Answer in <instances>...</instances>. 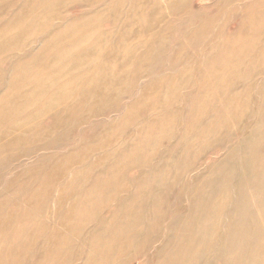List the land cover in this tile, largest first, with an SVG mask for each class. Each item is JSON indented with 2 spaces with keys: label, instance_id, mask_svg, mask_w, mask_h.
<instances>
[{
  "label": "rangeland",
  "instance_id": "rangeland-1",
  "mask_svg": "<svg viewBox=\"0 0 264 264\" xmlns=\"http://www.w3.org/2000/svg\"><path fill=\"white\" fill-rule=\"evenodd\" d=\"M54 1L0 0V6L2 5L0 7V11H2L0 12V46L4 42L7 44L14 39L3 38L2 35L7 32L5 26L11 20L17 23V21H13L15 20L14 16L17 17L24 10L26 15H32H30L32 19L30 17L18 20L14 27H17L15 30H19V28L29 30L28 32L33 37L19 38L17 47L15 44L11 49L0 54V112H8V115L0 113L2 116V120L0 117V127L4 128H0V137H2V142H0V241L1 244L3 243L0 250L4 246L3 251H0V261H2L0 263L18 264L20 261L19 264H60L62 262V264H70V262L72 264H264V0ZM59 1H61L60 4ZM33 2L35 3L33 4ZM51 2L57 6L55 5L54 8ZM31 4L36 7L34 6L33 9ZM145 5L146 7H144ZM28 7L31 8L29 14L27 12L30 8L28 9ZM153 7L157 9L155 8V10ZM41 10L42 12H40ZM38 11L41 15H37ZM137 11L138 13H136ZM49 13L52 16H48ZM36 15L40 16L39 19ZM146 18L149 19L146 20ZM210 21L211 23H208ZM31 22L34 28L32 25H27ZM217 23L219 24L217 25ZM181 28L183 29L181 30ZM88 32L90 33L88 34ZM256 32L257 34H255ZM52 34L53 37H50ZM191 36H193L192 39ZM50 38L49 43L47 41ZM14 40L16 41V38ZM51 42L58 46L52 45ZM94 42L95 44H93ZM221 44H225V48ZM22 46L26 47L20 51ZM27 46H30V49ZM57 50L63 54L60 55ZM53 53L55 55H52ZM228 57L235 58L230 60ZM206 58L208 59L206 60ZM236 58L239 61L235 60ZM125 59L127 60L125 61ZM107 61L108 63H106ZM64 62L67 64H63ZM205 65L206 67H204ZM98 67L100 68L98 69ZM58 68L60 69L58 70ZM88 68L89 70L85 73V69ZM152 69L153 71H151ZM209 70L212 71L211 75L207 73ZM65 71L66 73H64ZM102 73L104 75H101ZM228 73L229 75H227ZM74 74L76 77L73 76ZM201 74L205 77H203V81ZM59 75L63 76L67 83ZM141 75L142 78L139 77ZM220 75L222 77H219ZM69 77L70 80H68ZM81 77L82 79H80ZM202 82H206L205 85ZM198 83L202 86H199ZM63 86L64 88H62ZM97 87H100L98 95L94 92H98ZM41 89H43V93L39 92ZM90 89L91 91H89ZM107 89L109 90L107 91ZM21 93H23L24 97L21 95L23 98L20 96ZM48 93L51 94L50 97ZM189 95L192 98H189ZM51 96H54L53 99ZM209 96L212 98L215 96V98L210 99ZM43 97L44 100H42ZM45 97L46 103H44ZM77 98L78 100H76ZM184 101L186 104L183 103ZM203 101L205 103H202ZM39 102L45 107L40 106ZM189 103L194 105L193 108ZM88 104L89 106H87ZM233 105L234 107H232ZM39 106L44 109H38ZM35 107L37 110H34ZM86 107L89 109L87 110ZM186 107L189 111H186ZM64 110H71V112ZM84 110L86 111L84 112ZM29 111L33 115H30L32 113ZM67 112L68 116L66 117ZM22 114L24 115L22 116ZM184 115H189V117H184ZM192 116L196 118H192ZM24 117L32 118L26 122L27 119ZM185 118L187 120L184 124ZM4 119L9 120L5 122ZM148 119L150 120L148 121ZM21 120L24 122L23 124H20ZM9 123L10 125L7 126ZM27 124L29 125L27 126ZM150 124H153V127ZM21 126L25 129L29 128L26 130L27 133L24 131L17 134L19 132L16 130ZM51 127H54L53 130ZM188 129L189 131H187ZM42 132L44 133L42 134ZM134 136L136 140L132 139ZM7 140L9 143L6 142ZM17 142L18 145L14 144ZM100 145H103V148ZM32 149L36 150L33 152ZM115 149L118 150L115 151ZM22 152L23 154H20ZM83 156L87 159L81 158ZM28 157L29 159H27ZM71 161L74 163L71 164ZM75 169L76 171H74ZM119 183L120 185H117ZM6 187L7 190H5ZM66 187L70 190L68 191ZM73 189L75 190L73 191ZM115 189L117 190L115 191ZM64 190H67V193ZM61 193L64 194L60 195ZM78 193H81L79 197ZM63 196L64 198H62ZM111 197L114 199L112 200ZM14 201L16 204L13 203ZM28 206L30 207L28 208ZM9 207H12V210L9 209L11 211L8 210ZM58 212L59 215H57ZM61 215L63 217H60ZM5 216L7 217L5 218ZM25 218L28 219V223L25 222L26 220L23 221ZM4 219L8 221H4ZM74 226L75 228H73ZM80 228L81 231H78ZM73 231H77V234ZM12 241L15 243L12 244ZM118 241L120 244H117ZM126 241L129 242V245ZM94 242H97L98 245ZM113 243L115 244L113 245ZM97 246L99 249H95ZM59 247L62 248L59 249ZM8 254L11 257L8 258ZM105 255H107V260Z\"/></svg>",
  "mask_w": 264,
  "mask_h": 264
},
{
  "label": "bare ground",
  "instance_id": "bare-ground-1",
  "mask_svg": "<svg viewBox=\"0 0 264 264\" xmlns=\"http://www.w3.org/2000/svg\"><path fill=\"white\" fill-rule=\"evenodd\" d=\"M23 1H24V0H23ZM26 1H27V0H26ZM30 1H31V0H30ZM36 1H37V0H36ZM41 1H42V0H41ZM43 1L45 2V0H43ZM135 1H136V0H135ZM135 1H134V2H135ZM142 1H143V0H142ZM163 1H164V0H163ZM192 1H193V0H192ZM200 1H201V0H200ZM208 1H209V0H208ZM208 1H207V2H208ZM53 2H55V1L53 0ZM60 2H61V1H59V4H60ZM140 2H141V1H140ZM140 2H139V3H140ZM169 2H170V1H169ZM172 2H173V1H172ZM174 2H175V1H174ZM0 3H1V2H0ZM7 3H8V2H7ZM28 3H29V2H28ZM28 3H26V4L28 5ZM34 3H35V2H33V4H34ZM36 3H37V2H36ZM40 3H41V2H40ZM40 3H39V4H40ZM49 3H50V2H49ZM51 3H52V2H51ZM52 4H53V3H52ZM64 4H66V3H64ZM18 5H19V4H18ZM31 5H32V4H31ZM36 5H38V4H36ZM41 5H43V3H41ZM48 5H50V4H48ZM55 5H56V4H55ZM55 5L53 4L54 8H55ZM126 5H127V4H126ZM126 5H125V6H126ZM134 5H135V4H134ZM167 5H168V4H167ZM207 5H208V4H207ZM1 6H2V5H1ZM1 6H0V7H1ZM8 6H9V5H8ZM34 6H35V5H34ZM34 6L32 5V8H33ZM39 6H40V5H39ZM45 6H46V5H45ZM56 6H57V5H56ZM82 6H83V5H82ZM193 6H194V5H193ZM202 6H203V5H202ZM205 6H206V5H205ZM17 7H19V6H17ZM17 7H15V8H17ZM21 7H22V6H21ZM25 7H26V6H25ZM35 7H36V6H35ZM132 7H134V6H132ZM144 7H146V5H145ZM6 8H7V7H6ZM6 8H5V9H6ZM29 8H30V7H28V9H29ZM153 8H154V7H153ZM155 8H156V7H155ZM155 8H154V9H155ZM191 8H192V6H191ZM199 8H200V7H199ZM1 9H2V8H1ZM22 9H23V8H22ZM24 9H25V8H24ZM33 9H34V8H33ZM40 9H41V8H40ZM51 9H52V8H51ZM132 9H133V8H132ZM140 9H141V8H140ZM151 9H152V8H151ZM156 9H157V8H156ZM156 9H155V10H156ZM229 9H230V8H229ZM229 9H228V10H229ZM257 9H258V8H257ZM30 10H31V8H30L29 11L27 12L28 14L31 13ZM35 10H37V9H35ZM135 10H136V9H135ZM138 10H139V9H138ZM142 10H143V9H142ZM155 10H154V11H155ZM194 10H195V8H194ZM198 10H199V9H198ZM258 10H259V9H258ZM12 11H13V10H12ZM24 11H25V10H24ZM24 11H23V12L21 11V13H20V12H17V13H20V14H19V15L17 14V15H18L17 17L14 16V17H15V18H14L15 20H13V21H17V23H18V20H25L26 18H30V17L32 16L31 14H30L31 16H30V15H29V16L26 15V14L24 13ZM0 12H2V11H0ZM38 12H39V11H38ZM40 12H42V10H41ZM40 12H39V14H37V15H41ZM43 12H44V6H43ZM48 12H49V11H48ZM150 12H151V10H150ZM152 12H153V11H152ZM188 12H189V11H188ZM11 13H12V12H11ZM132 13H134V12L132 11ZM136 13H138V11H137ZM157 13H158V12H157ZM190 13H191V12H190ZM0 14H1V13H0ZM7 14H8V12H7ZM33 14H34V13H33ZM134 14H135V13H134ZM196 14H197V13H196ZM201 14H202V13H201ZM232 14H234V13H232ZM15 15H16V13H15ZM37 15H36V17H37ZM56 15H57V14H56ZM93 15H94V14H93ZM143 15H144V14H143ZM10 16H11V15H10ZM34 16H35V15H34ZM48 16H52V14L50 15V13H49ZM79 16H80V15H79ZM131 16H132V15H131ZM146 16H147V14H146ZM195 16H196V15H195ZM215 16H216V15H215ZM231 16H232V15H231ZM39 17H40V16H38L37 18L39 19ZM44 17L46 18V15H44ZM90 17H91V16H90ZM144 17H145V16H144ZM189 17H190V16H189ZM193 17H194V16H193ZM193 17H192V18H193ZM209 17H210V16H209ZM213 17H214V16H213ZM220 17H221V16H220ZM45 18H43V19L46 20ZM48 18H49V17H48ZM86 18H87V17H86ZM141 18H142V17H141ZM31 19H32V17H31ZM35 19H36V18H35ZM43 19H42V20H43ZM55 19H57V17H55ZM70 19H71V18H70ZM87 19H88V18H87ZM147 19H149V18H146V20H147ZM151 19H152V17H151ZM151 19H150V20H151ZM157 19H158V17H157ZM196 19H197V18H196ZM206 19H207V18H206ZM211 19H212V18H211ZM213 19H214V18H213ZM33 20H34V19H33ZM33 20H32V21H33ZM48 20H49V19H48ZM136 20H137V19H136ZM139 20H140V19H139ZM172 20H173V18H172ZM221 20H222V19H221ZM248 20H249V19H248ZM30 21H31V20L29 19V23H30ZM34 21H36V20H34ZM57 21H58V20H57ZM154 21H155V19H154ZM174 21H175V20H174ZM176 21H178V20H176ZM180 21H181V20H180ZM180 21H179V23H180ZM194 21H195V20H194ZM194 21H193V22H194ZM10 22H12V20H11ZM10 22L7 23V25L5 24L6 22L4 23V24L6 25V26H5V27H6L5 29H7V32H6L5 34H3L2 36H3V38H9V39H11V38H14V39H15V38H16V41L13 39L12 41L8 42V41H9V40H8L7 42H8V43H11V44H8V43L6 44V43L3 41L4 44L0 46V54H1V52H3V51L5 52V51H7L8 49H11L15 44H16L15 46L17 47V40H18L19 38H33V37L31 36V33L28 32L29 30L27 31L26 29H20V28H19V30H18V29L15 30L17 27L15 28L14 26H15V24H17V23H16V22H12V23H10ZM25 22H26V21H25ZM39 22H40V21H39ZM42 22H44V21H42ZM42 22H41V23H42ZM46 22H47V21H46ZM246 22H247V21H246ZM20 23H21V22H20ZM23 23H24V22H23ZM33 23H34V22H33ZM37 23H38V22H37ZM37 23H36V24H37ZM146 23H147V22H146ZM174 23H176V22H174ZM208 23H211V21L208 22ZM4 24H3V25H4ZM185 24H186V23H185ZM191 24H192V23H191ZM191 24H190V25H191ZM194 24H195V23H194ZM218 24H219V23H217V25H218ZM18 25H19V24H18ZM21 25H22V24H21ZM24 25H25V24H24ZM27 25H32V22H31V24H27ZM38 25H39V23H38ZM61 25H62V24H61ZM133 25H134V24H133ZM196 25H197V24H196ZM253 25H254V24H253ZM25 26H26V25H25ZM32 26H33V25H32ZM35 26H37V25H35ZM40 26H42V25H40ZM52 26H53V24H52ZM116 26H117V25H116ZM127 26H128V25H127ZM141 26H142V25H141ZM156 26H157V25H156ZM205 26H206V25H205ZM205 26H204V27H205ZM215 26H216V25H215ZM249 26H250V25H249ZM18 27H20V26H18ZM136 27H137V26H136ZM145 27H146V26H145ZM192 27H193V26H192ZM194 27H195V26H194ZM207 27H208V25H207ZM252 27H253V26H252ZM252 27H250V28H252ZM33 28H34V26H33ZM33 28H29V29H33ZM35 28H37V27H35ZM40 28H41V27H40ZM58 28H59V26H58ZM152 28H153V27H152ZM154 28H155V27H154ZM169 28H170V27H169ZM214 28H215V27H214ZM247 28H249V27H247ZM27 29H28V27H27ZM38 29H39V28H38ZM161 29H162V28H161ZM182 29H183V28H181V30H182ZM204 29H205V28H204ZM3 30H4V28H3ZM3 30H2V31H3ZM35 30H36V29H35ZM73 30H74V29H73ZM134 30H135V29H134ZM139 30H140V29H139ZM141 30H142V28H141ZM144 30H145V29H144ZM158 30H159V29H158ZM162 30H163V29H162ZM186 30H187V29H186ZM201 30H202V28H201ZM212 30H213V28H212ZM220 30H221V29H220ZM5 31H6V30H5ZM64 31H65V30H64ZM136 31H137V30H136ZM197 31H198V30H197ZM197 31H196V32H197ZM228 31H229V30H228ZM32 32H33V31H32ZM34 32H35V31H34ZM93 32H94V31H93ZM131 32H132V31H131ZM133 32H134V31H133ZM143 32H144V31H143ZM147 32H148V31H147ZM160 32H161V31H160ZM164 32H165V31H164ZM201 32H202V31H201ZM226 32H227V31H226ZM234 32H235V31H234ZM234 32H233V33H234ZM56 33H57V32H56ZM89 33H90V32H88V34H89ZM126 33H127V32H126ZM139 33H140V31H139ZM183 33H184V31H183ZM186 33H187V32H186ZM199 33H200V32H199ZM203 33H204V32H203ZM212 33H213V32H212ZM220 33H221V32H220ZM227 33H228V32H227ZM247 33H248V32H247ZM33 34H34V33H33ZM48 34H49V33H48ZM53 34H55V33H53ZM53 34H52V36L50 35V37H53ZM76 34H77V33H76ZM171 34H172V33H171ZM196 34H197V33H196ZM196 34H195V35H196ZM222 34H223V33H222ZM225 34H226V33H225ZM249 34H250V33H249ZM255 34H257V32H256ZM55 35H56V34H55ZM55 35H54V36H55ZM60 35L62 36V34H60ZM131 35H132V34H131ZM131 35H130V37H131ZM173 35H174V33H173ZM176 35H177V34H176ZM178 35H179V34H178ZM199 35H200V34H199ZM233 35H234V34H233ZM250 35H251V34H250ZM2 36H1V37H2ZM58 36H59V35H58ZM100 36H101V35H100ZM196 36H197V35H196ZM196 36H195V37H196ZM204 36H205V35H204ZM211 36H212V35H211ZM215 36H216V35H215ZM220 36H221V35H220ZM225 36H226V35H225ZM246 36H247V35H246ZM253 36H254V35H253ZM56 37H57V36H56ZM62 37H63V36H62ZM105 37H106V36H105ZM133 37H135V36H133ZM137 37H138V36H137ZM150 37H151V36H150ZM174 37H175V36H174ZM177 37H178V36H177ZM192 37H193V36H191V39H192ZM197 37H198V36H197ZM209 37H210V36H209ZM231 37H232V36H231ZM231 37H229V38H231ZM235 37H236V36H235ZM57 38H58V37H57ZM63 38H64V37H63ZM77 38H78V37H77ZM80 38H82V37H80ZM85 38H86V37H85ZM106 38H107V37H106ZM169 38H170V36H169ZM172 38H173V37H172ZM175 38H176V37H175ZM233 38H234V37H233ZM252 38H253V37H252ZM38 39H39V38H38ZM40 39L42 40V38H40ZM98 39H99V38H98ZM201 39H202V38H201ZM50 40H51V38H50L49 41H47V42L50 43ZM53 40H54V39H53ZM53 40H52V42H54ZM101 40H102V39H101ZM140 40H141V39H140ZM199 40H200V39H199ZM199 40H198V41H199ZM230 40H231V39H230ZM207 41H208V39H207ZM3 42H2V43H3ZM12 42H13V43H12ZM52 42H51V43H52ZM56 42H57V41H56ZM194 42H196V41H194ZM201 42H202V41H201ZM2 43H1V44H2ZM32 43H33V42H32ZM75 43H76V42H75ZM196 43H197V42H196ZM205 43H206V42H205ZM215 43H216V42H215ZM230 43H231V41H230ZM19 44H20V43H19ZM25 44H26V43H25ZM30 44H31V43H30ZM45 44H46V43H45ZM55 44H56V43H55ZM55 44L52 43V45H55ZM71 44H73V43H71ZM93 44H95V42H94ZM110 44H111V43H110ZM110 44H109V45H110ZM197 44H198V43H197ZM213 44H214V43H213ZM22 45H23V44H22ZM37 45H38V44H37ZM56 45H57V44H56ZM79 45H80V44H79ZM199 45H200V44H199ZM202 45H203V44H202ZM211 45H212V43H211ZM222 45H223V44H221V46H222ZM224 45H225V44H224ZM224 45H223V47H224ZM230 45H231V44H230ZM230 45H229V47H230ZM57 46H58V45H57ZM82 46H83V45H82ZM87 46H88V45H87ZM92 46H93V45H92ZM92 46H91V47H92ZM24 47H26V46H22V49H21L20 51H23V50H24V49H23ZM27 47L29 48L30 46H27ZM36 47H37V46H36ZM48 47H49V46H48ZM72 47H73V46H72ZM79 47H80V46H79ZM91 47H90V48H91ZM129 47H130V46H129ZM138 47H139V46H138ZM20 48H21V45H20ZM20 48L18 47V49H20ZM69 48H70V47H69ZM117 48H118V47H117ZM159 48H161V47H159ZM190 48H191V47H190ZM198 48H199V47H198ZM198 48H197V49H198ZM224 48H225V47H224ZM29 49H30V48H29ZM29 49H28V50H29ZM31 49H32V47H31ZM67 49H68V48H67ZM71 49H72V48H71ZM71 49H70V50H71ZM86 49H87V47H86ZM92 49H93V48H92ZM167 49H168V48H167ZM195 49H196V48H195ZM62 50H64V49H62ZM73 50L76 51L75 49H73ZM82 50H84V49H82ZM87 50H88V49H87ZM94 50H95V48H94ZM100 50H101V48H100ZM144 50H145V49H144ZM144 50H143V51H144ZM147 50H148V49H147ZM212 50H213V49H212ZM216 50H217V49H216ZM50 51H51V50H50ZM57 51H58V50H57ZM59 51H60V49H59ZM59 51H58V53L61 55L62 52L60 53ZM80 51H81V50H80ZM210 51H211V50H210ZM218 51H219V50H218ZM84 52H85V51H84ZM86 52H87V51H86ZM140 52H141V51H140ZM140 52H139V53H140ZM145 52H146V50H145ZM221 52H222V51H221ZM55 53L57 54V52H55ZM103 53H105V52L103 51ZM103 53H102V55H103ZM186 53H187V52H186ZM188 53H189V52H188ZM188 53H187V54H188ZM197 53H198V52H197ZM203 53H204V52H203ZM229 53H230V52H229ZM62 54H63V53H62ZM81 54H82V53H81ZM84 54H85V53H84ZM84 54H82V55H84ZM100 54H101V53H100ZM111 54H113V53H111ZM111 54H110V55H111ZM142 54H143V53H142ZM190 54H191V53H190ZM214 54H215V53H214ZM52 55H55V54L53 53ZM52 55H51V56H52ZM87 55H88V54H87ZM168 55H169V53H168ZM193 55H194V54H193ZM207 55H208V54H207ZM211 55H212V54H211ZM211 55H210V56H211ZM80 56H81V55H80ZM80 56H79V57H80ZM89 56H90V55H89ZM116 56H117V55H116ZM118 56H119V55H118ZM118 56H117V57H118ZM140 56H141V55H140ZM173 56H174V55H173ZM214 56H215V55H214ZM214 56H213V57H214ZM8 57H9V56H8ZM59 57H60V56H59ZM97 57H98V55H97ZM180 57H182V56H180ZM184 57H185V56H184ZM184 57H183V58H184ZM186 57H187V56H186ZM197 57H198V56H197ZM200 57H201V56H200ZM200 57H199V58H200ZM205 57H206V55H205ZM213 57H212V58H213ZM231 57H232V56H231ZM61 58H62V57H61ZM76 58H77V57H76ZM82 58H83V57H82ZM107 58H108V57H107ZM128 58H129V57H128ZM190 58H191V57H190ZM228 58L230 59V57H228ZM234 58H235V57H234ZM234 58H231L230 60H232V59H234ZM237 58H238V57H237ZM237 58H236L235 60H238V59H239V58H238V59H237ZM1 59H2V58H1ZM77 59H78V58H77ZM83 59H84V58H83ZM85 59H86V58H85ZM110 59H112V58H110ZM164 59H165V58H164ZM174 59H175V58H174ZM184 59H186V58H184ZM188 59H189V58H188ZM192 59H193V58H192ZM207 59H208V58H206V60H207ZM70 60H71V58H70ZM80 60H81V59H80ZM115 60H116V59H115ZM126 60H127V59H125V61H126ZM159 60H160V59H159ZM186 60H187V59H186ZM194 60H195V59H194ZM194 60H193V61H194ZM210 60H211V59H210ZM227 60H228V59H227ZM72 61H73V60H72ZM77 61H78V60H77ZM82 61H84V60H82ZM82 61H81V62H82ZM85 61H87V60H85ZM105 61H106V60H105ZM156 61H157V60H156ZM181 61H183V60H181ZM188 61H189V60H188ZM191 61H192V60H191ZM204 61H205V60H204ZM211 61H212V60H211ZM214 61H215V60H214ZM238 61H239V60H238ZM238 61H237V62H238ZM57 62H59V61H57ZM73 62H74V61H73ZM94 62H95V61H94ZM137 62H138V61H137ZM153 62H155V61H153ZM160 62H161V61H160ZM164 62H165V61H164ZM164 62H163V63H164ZM166 62H167V61H166ZM185 62H186V61H185ZM195 62H196V60H195ZM198 62H199V60H198ZM212 62H213V61H212ZM71 63H72V62H71ZM106 63H108V61H107ZM111 63H112V62H111ZM120 63H121V61H120ZM135 63H136V60H135ZM158 63H159V62H158ZM228 63H229V62H228ZM232 63H233V62H232ZM63 64H67V63L64 62ZM74 64H75V62H74ZM81 64H82V63H81ZM83 64H84V63H83ZM87 64H88V63H87ZM139 64H140V63H139ZM150 64H153V63H150ZM201 64H202V63H201ZM207 64H209V63H207ZM207 64H206V65H207ZM211 64H212V63H211ZM235 64H236V63H235ZM71 65H72V64H71ZM85 65H86V64H85ZM120 65H121V64H120ZM132 65H133V64H132ZM135 65H136V64H135ZM156 65H157V64H156ZM159 65H160V64H159ZM166 65H167V64H166ZM184 65H185V64H184ZM206 65H205L204 67H206ZM209 65H210V64H209ZM209 65H208V66H209ZM229 65L231 66L230 63H229ZM236 65H237V64H236ZM136 66H137V65H136ZM139 66H140V65H139ZM186 66H187V65H186ZM189 66H190V65H189ZM230 66H228V67H230ZM232 66H233V65H232ZM65 67H66V66H65ZM75 67H76V66H75ZM114 67H115V66H114ZM118 67H119V66H118ZM120 67H121V66H120ZM140 67H142V65H141ZM200 67H201V66H200ZM60 68H61V67H60ZM60 68H58V70H59ZM70 68L72 69V67H70ZM70 68H69V69H70ZM99 68H100V67H98V69H99ZM101 68H102V66H101ZM108 68H109V67H108ZM116 68H117V67H116ZM137 68H138V67H137ZM151 68H152V67H151ZM163 68H164V67H163ZM166 68H167V67H166ZM171 68H172V67H171ZM171 68H170V69H171ZM237 68H238V67H237ZM237 68H236V69H237ZM9 69H10V68H9ZM53 69H55V68H53ZM61 69H62V68H61ZM98 69H97V70H98ZM134 69H135V68H134ZM156 69H157V68H156ZM156 69H155V70H156ZM200 69H201V68H200ZM209 69H210V68H209ZM230 69H232V68H230ZM233 69H234V68H233ZM239 69H240V68H239ZM55 70H56V69H55ZM85 70H86L85 73H87V70H89V68H88V69H85ZM97 70H96V71H97ZM139 70H141V69H139ZM149 70H150V69H149ZM176 70H177V69H176ZM176 70H175V71H176ZM206 70H207V68H206ZM1 71H2V70H1ZM4 71H5V70H4ZM56 71H57V70H56ZM66 71H67V69H66ZM66 71H65L64 73H66ZM83 71H84V70H83ZM92 71H93V70H92ZM96 71H95V72H96ZM99 71H100V70H99ZM130 71H131V70H130ZM151 71H153V69H152ZM173 71H174V70H173ZM184 71H185V70H184ZM193 71H195V70H193ZM201 71H202V70H201ZM204 71H205V70H204ZM207 71H208V70H207ZM227 71H228V70H227ZM5 72H6V71H5ZM8 72H9V71H8ZM80 72H82V71H80ZM167 72H168V71H167ZM178 72H179V70H178ZM211 72H212V71H211ZM211 72H210V70H209V72H207V73H210V75H211V74H212ZM62 73H63V72H62ZM67 73L69 74V72H67ZM96 73H97V72H96ZM105 73H106V72H105ZM149 73H151V72L149 71ZM149 73H148V75H149ZM169 73H170V72H169ZM181 73H182V72H181ZM200 73H201V72H200ZM231 73H232V72H231ZM233 73H234V72H233ZM60 74H61V73H60ZM79 74H80V73H79ZM98 74H99V73H98ZM142 74H144V73H142ZM145 74H146V72H145ZM171 74H172V73H171ZM204 74H205V73H204ZM237 74H238V71H237ZM56 75H57V74H56ZM65 75H66V74H65ZM89 75H90V74H89ZM89 75H88V76H89ZM101 75H104V74L102 73ZM106 75H107V73H106ZM108 75H109V74H108ZM110 75H111V74H110ZM210 75H208V76H210ZM214 75H215V74H214ZM218 75H219V74H218ZM227 75H229V73H228ZM227 75H226V76H227ZM232 75H233V74H232ZM57 76H58V75H57ZM57 76H56V77H57ZM60 76H61V75H59V77H60ZM66 76H67V75H66ZM73 76H75V74H74ZM78 76H79V75H78ZM85 76H86V75H85ZM93 76H94V75H93ZM99 76H100V75H99ZM111 76H112V75H111ZM119 76H120V75H119ZM174 76H175V75H174ZM201 76H202V74H201ZM212 76H213V75H212ZM215 76H216V75H215ZM51 77H52V76H51ZM61 77L63 78V76H61ZM61 77H60V78H61ZM75 77H76V76H75ZM82 77H83V76H82ZM82 77H81L80 79H82ZM102 77H103V76H102ZM108 77H109V76H108ZM131 77H132V76H131ZM139 77L142 78V75L139 76ZM190 77H191V76H190ZM203 77H204V76H202V81H203ZM205 77H206V74H205ZM205 77H204V78H205ZM219 77H222V76L220 75ZM227 77H228V76H227ZM235 77H236V75H235ZM235 77H234V79H235ZM49 78H50V77H49ZM65 78H66V77H65ZM73 78H74V77H73ZM83 78H84V77H83ZM94 78H95V76H94ZM94 78H93V79H94ZM96 78H97V77H96ZM141 78H139V79H141ZM153 78H154V77H153ZM166 78H167V77H166ZM181 78H182V77H181ZM183 78H184V77H183ZM191 78H192V77H191ZM210 78H211V77H210ZM212 78H214V77H212ZM215 78H216V77H215ZM224 78H225V77H224ZM237 78H238V76H237ZM50 79H51V78H50ZM56 79H57V78H56ZM58 79H59V78H58ZM90 79H92V78H90ZM100 79H101V78H100ZM114 79H115V77H114ZM117 79H118V77H117ZM130 79H131V78H130ZM139 79H138V81H139ZM151 79H152V78H151ZM206 79H207V78H206ZM229 79H231V78H229ZM63 80H64V78H63ZM68 80H70V77L68 78ZM88 80H89V79H88ZM97 80H98V79H97ZM106 80H107V78H106ZM128 80H129V79H128ZM128 80H127V81H128ZM157 80H158V79H157ZM164 80H165V79H164ZM169 80H171V79H169ZM197 80H198V79H197ZM199 80H200V79H199ZM199 80H198V81H199ZM210 80H212V79H210ZM48 81H51V80H48ZM66 81H67V80H66ZM104 81H105V80H104ZM112 81H113V80H112ZM117 81H118V80H117ZM127 81H126V82H127ZM131 81H132V79H131ZM162 81H163V80H162ZM175 81H176V80H175ZM180 81H181V80H180ZM198 81H197V82H198ZM228 81H229V80H228ZM64 82H65V80H64ZM69 82H70V81H69ZM71 82H72V76H71ZM71 82H70V83H71ZM78 82H79V81H78ZM82 82H83V81H82ZM91 82H92V81H91ZM109 82H110V79H109ZM152 82H153V81H152ZM185 82H186V81H185ZM234 82H235V81H234ZM42 83H43V82H42ZM45 83H46V82H45ZM48 83H49V82H48ZM54 83H55V81H54ZM65 83H67V82H65ZM92 83H93V82H92ZM115 83H116V82H115ZM121 83H122V82H121ZM174 83H175V82H174ZM177 83H179V82H177ZM202 83H203V85H205L206 82H205V83L202 82ZM222 83H223V82H222ZM231 83H232V82H231ZM38 84H39V83H38ZM61 84H62V83H61ZM63 84H64V83H63ZM77 84H78V83H77ZM83 84H84V83H83ZM98 84H99V83H98ZM128 84H129V83H128ZM147 84H148V82H147ZM147 84H146V86H147ZM161 84H162V83H161ZM193 84H194V83H193ZM211 84H212V83H211ZM35 85H36V84H35ZM44 85H47V84H44ZM89 85H91V84H89ZM112 85H113V84H112ZM124 85H125V84H124ZM124 85H123V86H124ZM133 85H134V84H133ZM133 85H132V86H133ZM140 85H141V84H140ZM190 85H191V84H190ZM195 85H196V84H195ZM198 85H199V83H198ZM200 85H201V84H200ZM200 85H199V86H200ZM206 85H207V84H206ZM208 85H210V84H208ZM36 86H38V85H36ZM49 86H50V85H49ZM57 86L59 87L58 84H57ZM60 86H61V85H60ZM91 86H92V85H91ZM91 86H89V87H91ZM96 86H98V85H96ZM106 86H108V85H106ZM123 86H122V87H123ZM142 86H144V85H142ZM146 86H145V87H146ZM178 86H179V85H178ZM183 86H184V85H183ZM192 86H193V85H192ZM201 86H202V85H201ZM216 86H217V85H216ZM223 86H225V85H223ZM256 86H257V85H256ZM41 87H42V86H41ZM81 87H82V86H81ZM92 87H93V86H92ZM110 87H111V86H110ZM112 87H113V86H112ZM127 87H128V86H127ZM139 87H140V86H139ZM168 87H169V85H168ZM175 87H176V86H175ZM257 87L259 88V86H257ZM43 88H44V87H43ZM54 88H55V86H54ZM56 88H57V87H56ZM62 88H64V86H63ZM75 88H76V87H75ZM98 88H100V87H97V90H98ZM106 88H107V87H106ZM163 88H164V87H163ZM195 88H196V87H195ZM205 88H206V87H205ZM212 88H216V87H212ZM47 89H48V88H47ZM82 89H83V88H82ZM111 89H112V88H111ZM154 89H156V88H154ZM186 89H187V88H186ZM200 89H202V88H200ZM216 89H217V88H216ZM220 89H221V88H220ZM36 90H37V89H36ZM66 90H68V89H66ZM95 90H96V89H95ZM108 90H109V89H107V91H108ZM112 90H114V89H112ZM143 90H144V89H143ZM192 90H193V89H192ZM211 90H212V89H211ZM224 90H225V89H224ZM224 90H223V91H224ZM42 91H43V89H41V91H39V92L43 93ZM46 91H47V90H46ZM73 91H74V89H73ZM83 91H84V90H83ZM86 91H88V90L86 89ZM89 91H91V89H90ZM160 91H161V90H160ZM190 91H191V90H190ZM209 91H210V90H209ZM219 91H220V90H219ZM49 92H50V91H49ZM52 92H53V90H52ZM55 92H56V91H55ZM80 92H81V91H80ZM92 92H93V91H92ZM94 92L97 93V95H98L99 90H98V92H96V91H94ZM101 92H102V91H101ZM169 92H170V91H169ZM194 92H195V91H194ZM204 92H205V91H204ZM211 92H213V91H211ZM211 92H210V93H211ZM56 93H57V92H56ZM58 93H59V92H58ZM65 93H66V92H65ZM65 93H64V96H65ZM77 93H78V92H77ZM103 93H104V92H103ZM116 93H117V91H116ZM156 93H157V92H156ZM22 94H23V93H21L20 96H21ZM36 94H37V93H36ZM48 94H49V93H48ZM86 94H87V93H86ZM137 94H138V93H137ZM137 94H136V95H137ZM141 94H142V93H141ZM168 94H169V93H168ZM179 94H180V92H179ZM195 94H196V93H195ZM201 94H202V93H201ZM15 95H16V94H15ZM17 95H18V94H17ZM24 95H25V94H24ZM34 95H35V94H34ZM39 95H40V94H39ZM50 95H51V94H49V97H50ZM54 95H55V94H54ZM71 95H72V94H71ZM75 95H76V94H75ZM75 95H74V96H75ZM112 95H113V94H112ZM182 95H183V94H182ZM198 95H200V94H198ZM204 95H205V94H204ZM223 95H224V94H223ZM18 96H19V95H18ZM22 96H23V95H22ZM22 96H21V97H22ZM40 96H42V95H40ZM40 96H38V97H40ZM89 96H90V95H89ZM105 96H106V95H105ZM109 96H111V95H109ZM109 96H108V97H109ZM132 96H133V94H132ZM151 96H153V95H151ZM159 96H160V95H159ZM189 96H190L189 98H192L191 95H189ZM192 96H193V95H192ZM206 96H208V95H206ZM211 96H212V95H211ZM211 96H209L210 99L212 98ZM15 97H16V96H15ZM23 97H24V96H23ZM23 97H22V98H23ZM33 97H35V96H33ZM51 97H52V96H51ZM53 97H54V96H53ZM53 97H52V99H53ZM77 97H79V96H77ZM86 97H88V96H86ZM134 97H135V95H134ZM186 97H187V95H186ZM195 97H196V96H195ZM198 97H199V96H198ZM213 97L215 98V96H213ZM36 98H37V97H36ZM36 98H35V99H36ZM62 98H63V97H62ZM75 98H76V97H75ZM79 98H80V97H79ZM89 98H90V97H89ZM106 98H107V96H106ZM146 98H147V97H146ZM149 98H150V97H149ZM193 98H194V97H193ZM206 98H207V97H206ZM214 98H212V99H214ZM24 99H26V98H24ZM24 99H23V100H24ZM33 99H34V98H33ZM35 99H34V100H35ZM37 99L39 100V98H37ZM47 99H48V97H47ZM54 99H55V101H57L56 98H54ZM73 99H74V98H73ZM73 99H72V100H73ZM103 99H104V98H103ZM143 99H144V98H143ZM165 99H166V98H165ZM183 99H184V98H183ZM199 99H200V98H199ZM15 100H16V99H15ZM21 100H22V99H21ZM42 100H44V97H43ZM50 100H51V99H50ZM68 100H69V98H68ZM68 100H67V101H68ZM70 100H71V99H70ZM76 100H78V98H77ZM76 100H75V101H76ZM117 100H118V99H117ZM138 100H140V99H138ZM194 100H195V99H194ZM202 100H203V99H202ZM208 100H209V99H208ZM234 100H235V99H234ZM234 100H233V102H234ZM18 101H19V100H18ZM40 101H41V100H40ZM67 101H66V102H67ZM75 101H74V102H75ZM83 101H84V100H83ZM101 101H102V100H101ZM101 101H99V102H101ZM136 101H137V100H136ZM146 101H148V100L146 99ZM176 101H177V100H176ZM180 101H181V100H180ZM186 101H188V100H186ZM189 101H190V100H189ZM196 101H197V100H196ZM200 101H201V99H200ZM230 101H231V100H230ZM237 101H238V100H237ZM9 102H11V101H9ZM21 102H22V101H21ZM24 102H25V101H24ZM46 102H47V100H46V97H45V102H44V103H46ZM51 102H53V101H51ZM51 102H49V103L51 104ZM70 102H71V101H70ZM77 102H78V101H77ZM84 102H85V101H84ZM86 102H87V101H86ZM153 102H154V101H153ZM197 102H198V101H197ZM214 102H215V100H214ZM231 102H232V101H231ZM13 103H15V102H13ZM42 103H43V102H42ZM42 103H41V104H42ZM72 103H73V102H72ZM75 103H76V102H75ZM117 103H118V102H117ZM134 103H135V102H134ZM137 103H138V102H137ZM144 103H145V102H144ZM163 103H164V102H163ZM183 103H185V101H184ZM202 103H205V102L203 101ZM207 103H208V102H207ZM220 103H221V102H220ZM21 104H23V103H21ZM53 104H54V103H53ZM60 104H61V103H60ZM60 104H58V105H60ZM62 104H64V103H62ZM77 104H78V103H77ZM101 104H102V103H101ZM101 104H100V106H101ZM158 104H159V103H158ZM167 104H168V103H167ZM174 104H175V103H174ZM185 104H186V103H185ZM189 104H190V103H189ZM194 104H196V102H194ZM39 105H40V102H39ZM46 105H47V104H46ZM55 105H56V104H55ZM58 105H57V106H58ZM71 105H72V104H71ZM82 105H83V104H82ZM105 105H106V104H105ZM105 105H104V106H105ZM107 105H108V104H107ZM112 105H113V104H112ZM133 105H134V104H133ZM170 105H171V104H170ZM182 105H183V104H182ZM201 105H202V104H201ZM234 105H235V104H234ZM234 105H233L232 107H234ZM40 106H44V105H40ZM40 106L38 107V109L40 108ZM52 106H53V105H52ZM60 106H61V105H60ZM64 106H65V105H64ZM83 106H84V105H83ZM87 106H89V104H88ZM118 106H119V105H118ZM123 106H124V105H123ZM154 106H155V105H154ZM157 106H158V105H157ZM186 106H187V105H186ZM193 106H194V105H191V104H190V107L193 108ZM197 106H198V104H197ZM237 106H239V105H237ZM237 106H236V107H237ZM36 107H37V106H36ZM36 107H35V108H36ZM44 107H45V106H44ZM46 107H47V106H46ZM48 107H49V106H48ZM50 107H51V105H50ZM67 107H68V106H67ZM67 107H66V108H67ZM80 107H81V104H80ZM110 107H111V106H110ZM110 107H109V108H110ZM116 107H117V104H116ZM143 107H145V106H143ZM143 107H142V108H143ZM180 107H181V106H180ZM222 107H223V106H222ZM230 107H231V106H230ZM241 107H242V106H241ZM5 108H6V107H5ZM41 108H42V107H41ZM41 108H40V109H41ZM51 108H53V107H51ZM57 108H58V107H57ZM68 108H69V107H68ZM71 108H72V106H71ZM90 108H91V106H90ZM98 108H99V107H98ZM102 108H103V107H102ZM134 108H137V107H134ZM149 108H150V107H149ZM199 108H200V107H199ZM201 108H202V107H201ZM206 108H207V107H206ZM239 108H240V107H238V109H239ZM7 109H8V108H7ZM20 109H21V107H20ZM42 109H44V108H42ZM42 109H41V110H42ZM49 109H50V108H49ZM59 109H60V108H59ZM75 109H76V108H75ZM77 109H78V108H77ZM82 109H83V107H82ZM84 109H85V108H84ZM86 109H87V107H86ZM88 109H89V108H88ZM88 109H87V110H88ZM91 109H92V108H91ZM91 109H90V110H91ZM96 109H97V108H96ZM117 109H118V108H117ZM171 109H172V108H171ZM171 109H170V110H171ZM186 109H187L186 111H189L187 107H186ZM203 109H204V108H203ZM208 109H209V108H208ZM232 109H233V108H232ZM9 110H10V109H9ZM23 110H24V109H23ZM26 110H28V109H26ZM26 110H25V111H26ZM34 110H37V108L34 109ZM52 110H53V109H52ZM52 110H51V111H52ZM108 110H109V109H108ZM126 110H127V109H126ZM131 110H133V109H131ZM240 110L242 111L241 108H240ZM30 111H33V110H30ZM30 111H29V112H30ZM45 111H46V109L44 110V112H45ZM53 111H54V110H53ZM56 111H57V109H56ZM56 111H55V112H56ZM64 111H69V110H64ZM72 111L74 112V110H72ZM79 111H81V110H79ZM85 111H86V110H84V112H85ZM95 111H96V110H95ZM144 111H145V110H144ZM172 111H173V110H172ZM192 111H193V110H192ZM197 111H199V110L197 109ZM235 111H236V110H235ZM3 112H5V111L3 110ZM9 112H10V111H9ZM19 112H20V111H19ZM23 112H24V111H23ZM34 112L36 113L37 111H34ZM44 112H43V113H44ZM58 112H59V111H58ZM70 112H71V110L69 111V113H70ZM100 112H101V111H100ZM102 112H103V111H102ZM108 112H109V111H108ZM128 112H129V111H128ZM0 113H2V112H0ZM5 113L7 114L8 112H5ZM5 113H2V114H5ZM20 113H21V112H20ZM30 113H32V112H30ZM40 113H41V112H40ZM47 113H48V112H47ZM53 113H54V112H53ZM75 113H76V112H75ZM82 113H83V111H82ZM87 113H89V112H87ZM117 113H118V112H117ZM130 113H131V112H130ZM163 113H164V112H163ZM163 113H161V114L163 115ZM169 113H172V112H169ZM180 113H181V112H180ZM194 113H195V111H194ZM198 113H199V112H198ZM200 113H201V112H200ZM219 113H220V112H219ZM231 113H232V112H231ZM233 113H234V111H233ZM51 114H52V112H51ZM56 114H57V112H56ZM58 114H59V113H58ZM64 114H65V113H64ZM97 114H98V112H97ZM99 114H100V113H99ZM152 114H154V113L152 112ZM152 114H151V115H152ZM178 114H179V113H178ZM188 114H189V112H188ZM191 114H192V113H191ZM212 114H213V113H212ZM215 114H217V113H215ZM7 115H8V114H7ZM17 115L19 116V114H17ZM23 115H24V114H22V116H23ZM28 115H29V113H28ZM30 115H33V113L30 114ZM30 115H29V116H30ZM44 115H45V114H44ZM49 115H50V114H49ZM49 115H48V116H49ZM70 115H71V114H70ZM90 115H91V114H90ZM105 115H106V114H105ZM125 115H126V114H125ZM129 115L131 116V114H129ZM136 115H137V114H136ZM151 115H150V117H151ZM169 115H170V114H169ZM169 115H168V116H169ZM192 115H193V114H192ZM195 115L197 116V114H195ZM231 115H232V114H231ZM25 116H26V115H25ZM48 116H47V117H48ZM67 116H68V112H67L66 117H67ZM71 116H72V115H71ZM78 116H79V115H78ZM84 116H85V115H84ZM133 116H134V115H133ZM153 116H154V115H153ZM158 116H159V115H158ZM168 116H166V117H168ZM176 116H177V113H176ZM187 116L189 117V115H186V116L184 115V117H187ZM190 116H191V115H190ZM193 116H194V115H193ZM193 116H192V118H196V117H193ZM198 116H200V115H198ZM202 116H203V115H202ZM204 116H205V115H204ZM216 116H217V115H216ZM0 117H1V120H2V116H0ZM7 117H8V116H7ZM27 117H28V116H27ZM41 117H42V116H41ZM54 117H56V116H54ZM72 117H74V116H72ZM76 117H77V116H76ZM76 117H75V118H76ZM86 117H87V116H86ZM164 117H165V116H164ZM219 117H220V115H219ZM3 118H4V116H3ZM18 118H19V117H18ZM24 118H26V117H24ZM24 118H22V119H24ZM30 118H32V117H30ZM30 118H29V119H30ZM62 118L64 119V117H62ZM69 118L72 119L71 117H69ZM95 118H96V117H95ZM101 118H102V117H101ZM108 118H109V117H108ZM133 118H134V117H133ZM153 118H154V117H153ZM161 118H162V116H161ZM9 119H12V118H9ZM9 119H8V120H9ZM15 119H16V118H15ZM20 119H21V118H20ZM26 119H27V118H26ZM29 119H27L26 122H28ZM35 119L37 120L38 117L35 118ZM35 119H34V120H35ZM43 119H44V118H43ZM63 119H62V122H63ZM76 119H77V118H76ZM82 119H83V117H82ZM88 119H89V118H88ZM91 119H92V118H91ZM96 119H98V118H96ZM103 119H104V118H103ZM126 119H128V118H126ZM173 119H175V118H173ZM173 119H172V120H173ZM180 119H181V118H180ZM190 119H191V118H190ZM203 119H204V118H203ZM214 119H215V118H214ZM4 120H5V119H4ZM8 120L6 119L5 122L8 121ZM40 120H41V119H40ZM80 120H81V119H80ZM139 120H140V119H139ZM149 120H150V119H148V121H149ZM151 120H152V119H151ZM168 120H169V119H168ZM170 120H171V118H170ZM176 120H177V119H176ZM186 120H187V119L185 118V120H184V124H185ZM212 120H213V119H212ZM13 121H14V120H13ZM16 121H17V120H16ZM19 121H20V120H19ZM66 121H67V120H66ZM68 121H69V120H68ZM191 121L193 122V119H192ZM0 122H1V121H0ZM3 122H4V121H3ZM5 122H4V123H5ZM11 122H12V121H11ZM11 122H10V123H11ZM32 122H33V121H32ZM45 122H46V121H45ZM62 122H61V123H62ZM87 122H88V121H87ZM182 122H183V121H182ZM188 122H189V121H188ZM4 123H2V124H4ZM10 123L7 124V126L10 125ZM12 123L14 124V122H12ZM23 123H24V122L21 120V123H20V124H23ZM48 123H49V122H48ZM56 123H57V122H56ZM76 123H77V121H76ZM79 123H80V122H79ZM109 123H110V122H109ZM114 123H115V122H114ZM190 123H191V122H190ZM2 124H1V125H2ZM18 124H19V122H18ZM29 124H30V123H29ZM29 124H27V126H28ZM65 124H66V123H65ZM77 124H78V123H77ZM89 124H90V123H89ZM184 124H183V126H184ZM186 124H187V123H186ZM194 124H195V122H194ZM14 125H15V124H14ZM24 125H25V124H24ZM34 125H35V124H34ZM37 125H38V124H37ZM60 125H61V124H60ZM72 125H73V124H72ZM84 125H85V124H84ZM107 125H108V124H107ZM110 125H111V124H110ZM112 125H113V124H112ZM140 125H141V124H140ZM150 125H152V127H153V124H150ZM12 126H13V125H12ZM12 126H10V127H12ZM57 126H58V125H57ZM77 126H78V125H77ZM113 126H114V125H113ZM126 126H127V124H126ZM193 126H194V125H193ZM1 127H2V126H1ZM1 127H0V128H1ZM33 127H34V126H33ZM54 127H55V126H54ZM54 127H53V128H54ZM75 127H76V126H75ZM110 127H111V126H110ZM145 127H146V126H145ZM149 127H151V126H149ZM159 127H160V126H159ZM170 127H171V126H170ZM170 127H169V128H170ZM186 127H187V125H186ZM2 128H3V127H2ZM12 128H13V127H12ZM18 128H19V129H17L16 131H18L19 133H17V134L23 133L24 131H26V130L29 129V128H28V129H25L23 126H21V128H20V127H18ZM39 128H40V127H39ZM51 128H52V127H51ZM53 128H52L51 130H53ZM60 128H61V126H60ZM72 128H74V127H72ZM78 128H79V127H78ZM125 128H126V127H125ZM156 128H157V127H156ZM162 128H163V127H162ZM173 128H174V127H173ZM188 128H189V127H188ZM191 128H192V127H191ZM3 129H4V128H3ZM31 129H32V128H31ZM75 129H77V128H75ZM104 129H105V128H104ZM112 129H113V128H112ZM128 129H129V128H128ZM141 129H142V128H141ZM149 129H150V128H149ZM151 129H152V128H151ZM158 129H159V128H158ZM192 129H193V128H192ZM11 130H12V129H11ZM11 130H10V131H11ZM35 130H36V129H35ZM37 130H38V128H37ZM56 130H57V129H56ZM70 130H71V129H70ZM101 130H102V129H101ZM108 130H109V129H108ZM122 130H123V129H122ZM162 130H163V129H162ZM176 130H177V129H176ZM6 131H7V130H6ZM39 131H42V130H39ZM104 131H105V130H104ZM124 131H125V130H124ZM152 131H153V129H152ZM152 131H151V133H152ZM167 131H168V129H167ZM170 131H171V130H170ZM187 131H189V129H188ZM11 132H12V131H11ZM69 132H70V131H69ZM111 132H112V131H111ZM145 132H146V131H145ZM165 132H166V131H165ZM192 132H193V131H192ZM204 132H205V131H204ZM13 133H14V132H13ZM26 133H27V131H26ZM43 133H44V132H42V134H43ZM53 133H54V132H53ZM61 133H62V132H61ZM99 133H100V132H99ZM122 133H123V132H122ZM124 133H125V132H124ZM124 133H123V134H124ZM166 133H167V132H166ZM170 133L172 134V132H170ZM178 133H179V132H178ZM180 133H181V132H180ZM202 133H203V132H202ZM6 134H7V133H6ZM10 134H11V133H10ZM14 134H15V133H14ZM40 134H41V133H40ZM40 134H38V135H40ZM42 134H41V135H42ZM45 134H46V133H45ZM106 134H107V133H106ZM167 134H169V133H167ZM167 134H166V135H167ZM50 135H52V134H50ZM138 135H139V134H138ZM138 135H137V136H138ZM159 135H160V134H159ZM2 136L5 137V135H2ZM7 136H8V135H7ZM13 136H14V135H13ZM16 136H17V135H16ZM22 136H23V134H22ZM22 136H21V137H22ZM26 136H27V135H26ZM26 136H25V137H26ZM44 136H47V135H44ZM110 136H111V135H110ZM114 136H115V134H114ZM137 136H136V137H137ZM160 136H161V135H160ZM11 137H12V134H11ZM27 137H28V136H27ZM34 137H35V135H34ZM99 137H101V136H99ZM105 137H107V136L105 135ZM116 137H117V135H116ZM127 137H128V136H127ZM130 137H131V136H130ZM18 138H19V137H18ZM28 138H29V137H28ZM37 138H38V137H37ZM40 138H41V137H40ZM78 138H79V137H78ZM114 138H115V137H114ZM114 138H113V139H114ZM117 138H119V137H117ZM134 138H135V136H134L132 139H134ZM12 139H13V138H12ZM111 139H112V136H111ZM161 139H163V138L161 137ZM8 140H9V139H8ZM8 140H7L6 142H8ZM10 140H11V139H10ZM13 140H14V139H13ZM26 140H27V139H26ZM26 140H25V141H26ZM38 140H39V139H38ZM40 140H42V139H40ZM40 140H39V141H40ZM43 140H44V139H43ZM96 140H97V139H96ZM104 140H105V139H104ZM115 140H116V138H115ZM115 140H113V141H115ZM135 140H136V138H135ZM150 140H152V139L150 138ZM19 141H20V140H19ZM33 141H34V140H33ZM106 141H107V140H106ZM109 141H110V140H109ZM133 141H134V140H133ZM165 141H167V140H165ZM197 141H198V140H197ZM0 142H2V137H0ZM6 142H4V143H6ZM11 142H12V141H11ZM26 142H27V141H26ZM30 142H31V141H30ZM60 142H61V141H60ZM97 142H99V141H97ZM103 142H104V141H103ZM107 142H108V141H107ZM8 143H9V142H8ZM12 143H13V142H12ZM24 143H25V142H24ZM49 143H50V142H49ZM55 143H57V142H55ZM94 143H95V142H94ZM111 143H112V142H111ZM117 143H118V142H117ZM122 143H123V142H122ZM128 143H129V142H128ZM131 143H132V142H131ZM160 143H162V142H160ZM191 143H192V142H191ZM193 143H194V142H193ZM6 144H7V143H6ZM14 144H17V145H18L19 143L17 142V143H14ZM76 144H77V143H76ZM88 144H89V143H88ZM95 144H96V143H95ZM100 144H101V143H100ZM108 144H109V143H108ZM129 144H130V143H129ZM132 144H134V142H133ZM1 145H3V144L1 143ZM4 145H5V144H4ZM20 145H21V144H20ZM28 145H29V144H28ZM38 145H40V144H38ZM44 145H45V144H44ZM68 145H69V144H68ZM85 145H86V144H85ZM98 145H99V144H98ZM103 145H104V144H103ZM103 145H102V146H103ZM106 145H107V144H106ZM115 145H116V144H115ZM122 145H124V144H122ZM12 146H13V144H12ZM15 146H16V145H15ZM23 146H25V145H23ZM90 146H91V145H90ZM100 146H101V145H100ZM102 146H101V148H103ZM109 146H110V145H109ZM111 146H112V145H111ZM117 146H118V145H117ZM158 146H161V145H158ZM162 146H163V145H162ZM202 146H203V145H202ZM0 147H1V146H0ZM9 147H10V146H9ZM80 147H81V146H80ZM91 147L93 148V146H91ZM91 147H90V148H91ZM107 147H108V145H107ZM138 147H139V146H138ZM199 147H200V146H199ZM20 148H21V147H20ZM64 148H65V147H64ZM84 148H85V147H84ZM94 148H95V147H94ZM99 148H100V147H99ZM101 148H100V149H101ZM104 148H105V147H104ZM115 148H116V147H115ZM121 148H122V147H121ZM33 149H34V148H33ZM33 149H32V151H33ZM36 149H37V147H36ZM36 149H35V150H36ZM95 149H96V148H95ZM109 149H110V148H109ZM156 149H157V148H156ZM194 149H195V148H194ZM0 150H1V149H0ZM5 150H6V149H5ZM12 150H13V148H12ZM16 150H17V149H16ZM35 150H34V151H35ZM68 150H69V149H68ZM116 150H118V149H115V151H116ZM159 150H161V149H159ZM14 151H15V150H14ZM17 151H18V150H17ZM34 151H33V152H34ZM74 151H75V150H74ZM74 151H73V152H74ZM84 151H85V153H86V149H85ZM93 151H94V149H93ZM96 151H97V150H96ZM105 151H106V150H105ZM115 151H114V153H115ZM40 152H41V151H40ZM58 152H59V151H58ZM61 152H63V151H61ZM118 152H120V151H118ZM142 152H143V151H142ZM154 152H155V151H154ZM154 152H153V153H154ZM17 153H18V152H17ZM74 153H75V152H74ZM77 153H78V151H77ZM82 153H83V152H82ZM85 153H84V154H85ZM88 153H89V152H88ZM88 153H87V154H88ZM20 154H23V152L20 153ZM50 154H51V153H50ZM50 154H49V155H50ZM61 154H63V153H61ZM70 154H71V152H70ZM107 154H108V153H107ZM118 154H119V153H118ZM156 154H157V153H156ZM17 155H18V154H17ZM54 155H55V154H54ZM65 155H66V154H65ZM68 155H69V154H68ZM72 155L74 156V154H72ZM77 155H78V154H77ZM77 155H76V156H77ZM80 155H81V152H80ZM80 155H79V156H80ZM102 155H103V153H102ZM133 155H134V154H133ZM152 155H153V154H152ZM39 156H41V155H39ZM113 156H114V155H113ZM126 156H127V155H126ZM22 157H23V155H22ZM60 157H61V156H60ZM66 157H68V156H66ZM84 157H85V156H83V157H81V158L84 159ZM96 157H97V156H96ZM105 157H106V156H105ZM117 157H118V156H117ZM129 157H130V156H129ZM14 158H16V157H14ZM72 158H73V157H72ZM78 158H79V157H78ZM81 158H80V159H81ZM85 158H86V157H85ZM100 158H101V156H100ZM100 158H99V159H100ZM102 158H103V157H102ZM106 158H108V157H106ZM130 158H131V157H130ZM133 158H134V156H133ZM12 159H13V158H12ZM19 159H20V158H19ZM27 159H29V157H28ZM31 159H33V158H31ZM55 159H56V158H55ZM57 159H58V158H57ZM65 159H66V158H65ZM67 159H68V158H67ZM67 159H66V160H67ZM86 159H87V158H86ZM97 159H98V158H97ZM110 159H111V158H110ZM146 159H147V158H146ZM153 159H154V158H153ZM15 160H17V159H15ZM37 160H38V159H37ZM58 160H59V159H58ZM75 160H76V159H75ZM75 160H74V161H75ZM104 160H105V159H104ZM114 160H115V159H114ZM19 161H20V160H19ZM21 161H22V160H21ZM60 161H62V160H60ZM92 161H93V160H92ZM111 161H112V160H111ZM150 161H151V160H150ZM17 162H18V161H17ZM65 162H66V161H65ZM67 162H68V161H67ZM71 162H72V161H71ZM80 162H81V161H80ZM94 162H95V161H94ZM94 162H93V163H94ZM102 162H103V161H102ZM102 162H101V163H102ZM112 162H113V161H112ZM125 162H126V160H125ZM148 162H149V161H148ZM58 163H59V162H58ZM69 163H70V162H69ZM73 163H74V162H72L71 164H73ZM109 163H111V162H109ZM109 163H108V164H109ZM53 164H54V163H53ZM53 164H51V165H53ZM78 164H79V163H78ZM98 164H99V163H98ZM122 164H123V163H122ZM150 164H151V163H150ZM13 165H14V164H13ZM17 165H18V163H17ZM56 165H57V164H56ZM75 165H76V162H75ZM101 165H102V164H101ZM148 165H149V163H148ZM63 166H64V164H63ZM95 166H96V165H95ZM106 166H107V165H106ZM121 166H122V165H121ZM10 167H12V166H10ZM53 167H54V166H53ZM60 167H61V166H60ZM66 167H67V164H66ZM75 167H76V166H75ZM79 167H80V166H79ZM91 167H92V165H91ZM109 167H110V166H109ZM140 167H141V166H140ZM55 168H57V167H55ZM93 168H94V167H93ZM117 168H118V167H117ZM16 169H17V168H16ZM83 169H84V168H83ZM83 169H82V170H83ZM97 169H98V166H97ZM107 169H108V168H107ZM131 169H132V168H131ZM8 170H9V169H8ZM89 170H90V169H89ZM91 170H92V169H91ZM95 170H96V169H95ZM111 170H113V169H111ZM134 170H135V169H134ZM69 171H70V170H69ZM74 171H76V169H75ZM80 171H81V170H80ZM99 171H100V170H99ZM109 171H110V170H109ZM123 171H124V170H123ZM13 172H14V171H13ZM77 172H78V170H77ZM77 172H76V173H77ZM100 172H101V171H100ZM126 172H127V171H126ZM8 173H9V172H8ZM15 173H16V172H15ZM15 173H14V174H15ZM86 173H87V172H86ZM112 173H113V172H112ZM116 173H117V172H116ZM121 173H123V172H121ZM70 174H71V173H70ZM78 174H79V173H78ZM80 174H81V173H80ZM127 174H128V173H127ZM63 175H64V174H63ZM82 175H83V174H82ZM119 175H120V174H119ZM14 176H15V175H14ZM18 176H19V175H18ZM84 176H85V175H84ZM84 176H83V177H84ZM105 176H106V175H105ZM114 176H115V174H114ZM127 176H128V175H127ZM5 177H6V176H5ZM70 177H71V176H70ZM93 177H94V176H93ZM115 177H116V176H115ZM145 177H146V176H145ZM145 177H144V178H145ZM97 178H98V177H97ZM14 179H15V178H14ZM58 179H59V178H58ZM60 179H61V178H60ZM92 179H94V178H92ZM105 179H106V178H105ZM62 180H63V179H62ZM85 180H86V179H85ZM87 180H89V179H87ZM114 180H115V179H114ZM141 180H142V179H141ZM66 181H67V180H66ZM83 182H84V181H83ZM83 182H82V183H83ZM93 182H94V181H93ZM122 182H123V181H122ZM59 183H60V182H59ZM96 183H97V182H96ZM109 183H110V182H109ZM109 183H107V184H109ZM115 183H116V182H115ZM115 183H114V184H115ZM120 183H121V181H120ZM120 183L117 184V185H120ZM83 184H84V183H83ZM85 184H86V183H85ZM93 184H95V183H93ZM54 185H55V184H54ZM90 185H91V183H90ZM90 185H89V186H90ZM59 186H60V185H59ZM78 186H79V185H78ZM113 186H114V185H113ZM11 187L13 188V186H11ZM81 187H82V186H81ZM95 187H97V186H95ZM118 187H119V186H118ZM121 187H122V185H121ZM121 187H120V188H121ZM127 187H128V186H127ZM127 187H126V188H127ZM129 187H130V186H129ZM16 188H17V187H16ZM62 188H63V186H62ZM86 188H87V187H86ZM86 188H85V189H86ZM107 188H108V187H107ZM8 189L11 190V188H9V187H8ZM59 189H60V188H59ZM59 189H58V190H59ZM66 189H67V187H66ZM75 189H77V188H75ZM75 189H73V191H74ZM79 189H80V188H79ZM83 189H84V188H83ZM117 189H118V188H117ZM117 189H115V191H116ZM127 189H128V188H127ZM5 190H7V187L5 188ZM18 190H19V188H18ZM51 190H52V189H51ZM67 190L69 191L70 188H68ZM67 190H64V191H66V193H67ZM88 190H89V189H88ZM106 190H108V189H106ZM122 190H123V188H122ZM138 190H139V189H138ZM16 191H17V190H16ZM55 191L57 192V190H55ZM55 191H54V192H55ZM86 191H87V190H86ZM125 191H126V190H125ZM132 191H133V190H132ZM17 192H18V191H17ZM77 192H78V191H77ZM80 192H81V191H80ZM119 192H120V190H119ZM12 193H13V192H12ZM52 193H53V192H52ZM132 193H133V192H132ZM7 194H8V193H7ZM10 194H11V192H10ZM16 194H17V193H16ZM49 194H50V193H49ZM62 194H64V193H61L60 195H62ZM71 194H72V193H71ZM113 194H114V193H113ZM79 195H81V193H80V194L78 193L77 196L79 197ZM101 195H102V194H101ZM114 195H115V194H114ZM114 195H113V196H114ZM48 196H49V195H48ZM68 196H69V194H68ZM71 196H72V195H71ZM77 196H76V197H77ZM110 196H112V195H110ZM117 196H118V193H117ZM84 197H85V194H84ZM118 197H119V196H118ZM40 198H41V197H40ZM62 198H64V196H63ZM69 198H70V197H69ZM73 198H74V197H73ZM81 198H82V197H81ZM111 198H112V197H111ZM115 198H116V197H115ZM41 199H42V198H41ZM49 199H50V198H49ZM113 199H114V198H112V200H113ZM4 200H5V199H4ZM52 200H53V199H52ZM81 200H83V199H81ZM100 200H101V199H100ZM112 200H111V201H112ZM2 201H3V200H2ZM7 201H8V200H7ZM7 201H6V202H7ZM49 201H51V199H50ZM71 201H72V200H71ZM76 201H77V199H76ZM76 201H75V202H76ZM96 201H97V200H96ZM96 201H95V203H96ZM39 202L41 203V200H39ZM109 202H110V200H109ZM8 203H9V202H8ZM13 203L16 204L15 201H14ZM42 203H43V202H42ZM44 203H45V202H44ZM44 203H43V204H44ZM58 203H59V202H58ZM61 203H62V201H61ZM65 203H67V202H65ZM65 203H64V204H65ZM80 203H81V201H80ZM95 203H94V204H95ZM107 203H108V202H107ZM107 203H106V204H107ZM25 204H26V203H25ZM111 204H112V203H111ZM0 205H1V204H0ZM10 205H11V204H10ZM23 205H24V204H23ZM27 205H28V204H27ZM47 205H48V204H47ZM49 205H50V204H49ZM58 205H59V204H58ZM103 205H105V204H103ZM103 205H102V206H103ZM109 205H110V204H109ZM74 206H75V205H74ZM74 206H73V207H74ZM112 206H113V205H112ZM29 207H30V206H28V208H29ZM49 207H50V206H49ZM65 207H66V206H65ZM11 208H12V207H11ZM11 208L9 207L8 210L11 209ZM41 208H42V207H41ZM44 208H45V206H44ZM78 208H80V207H78ZM93 208H94V207H93ZM0 209H1V208H0ZM14 209H15V208H14ZM14 209H13V210H14ZM22 209H24V208H22ZM25 209H26V208H25ZM38 209H39V208H38ZM38 209H37V210H38ZM46 209H47V207H46ZM46 209H45V210H46ZM58 209H60V208H58ZM80 209H81V208H80ZM11 210H12V209H11ZM11 210H9V211H11ZM90 210H91V209H90ZM98 210H99V209H98ZM100 210H101V209H100ZM139 210H140V209H139ZM5 211L7 212V210H5ZM34 211H35V210H34ZM43 211H44V209H43ZM74 211H75V210H74ZM83 211H84V210H83ZM95 211H97V210H95ZM95 211H94V212H95ZM105 211H106V210H105ZM14 212H16V211H14ZM28 212H29V211H28ZM37 212H39V211H37ZM63 212H64V211H63ZM76 212H78V211H76ZM89 212H90V211H89ZM16 213H17V212H16ZM42 213H43V212H42ZM71 213H73V212L71 211ZM86 213H88V212H86ZM86 213H85V214H86ZM92 213H93V212H92ZM30 214H32V213H30ZM37 214H39V213H37ZM51 214H52V213H51ZM69 214H70V213H69ZM98 214H99V213L97 212V216H98ZM101 214H102V213H101ZM111 214H112V213H111ZM5 215H7V214H5ZM11 215H12V214H11ZM13 215H14V214H13ZM32 215H33V214H32ZM39 215H40V214H39ZM45 215H46V214H45ZM45 215L43 216L44 218H45ZM57 215H59V212H58ZM78 215H79V213H78ZM89 215H90V214H89ZM257 215H258V214H257ZM259 215H261V214H259ZM7 216H8V215H7ZM7 216H5V218H6ZM9 216H10V214H9ZM28 216H29V215H28ZM28 216H27V218H28ZM33 216H34V215H33ZM36 216H37V215H36ZM97 216H96V218H97ZM30 217H31V216H30ZM37 217H38V216H37ZM60 217H63V216L61 215ZM60 217H59V218H60ZM79 217H80V216H79ZM33 218H34V217H33ZM33 218H31V220H34ZM38 218H39V217H38ZM70 218H71V217H70ZM81 218H82V217H81ZM17 219H18V218H17ZM48 219H49V218H48ZM54 219H55V218H54ZM72 219H73V218H72ZM258 219H260V218L258 217ZM0 220H1V219H0ZM5 220H6V219H4V221H5ZM24 220H26V218L23 219V221H24ZM29 220H30V219H29ZM37 220H38V219H37ZM58 220H59V219H58ZM61 220H62V219H61ZM74 220H75V219H74ZM81 220H82V219H81ZM89 220H90V219H89ZM260 220H262V219H260ZM260 220H259V221H260ZM6 221H8V220H6ZM87 221H88V220H87ZM93 221H95V220H93ZM25 222L28 223V219H27ZM29 222H30V221H29ZM43 222H44V221H43ZM45 222H46V221H45ZM60 222H61V221H60ZM73 222H74V221H73ZM125 222H126V221H125ZM2 223H3V224H8L7 222H5V223L2 222ZM18 223H20V222L18 221ZM23 223H24V222H23ZM31 223H32V222H31ZM33 223H34V221H33ZM40 223H41V221H40ZM47 223H48V222H47ZM55 223H56V222H55ZM82 223H83V222H82ZM82 223H81V224H82ZM89 223H90V222H89ZM135 223H136V222H135ZM20 224H21V223H20ZM29 224H30V223H29ZM53 224H54V223H53ZM59 224H60V223H59ZM62 224H63V223H62ZM71 224H73V223H71ZM84 224H85V223H84ZM107 224H108V223H107ZM9 225H10V224H9ZM23 225H24V224H23ZM33 225H34V224H33ZM37 225H38V224H37ZM76 225H77V223H76ZM76 225H75V226H76ZM24 226H25V225H24ZM47 226H48V225H47ZM75 226H74L73 228H75ZM28 227H29V226H28ZM30 227H31V226H30ZM33 227H34V226H33ZM37 227H38V226H37ZM71 227H72V226H71ZM80 227H81V226H80ZM154 227H155V226H154ZM8 228H9V227H8ZM35 228H36V227H35ZM39 228H40V226H39ZM41 228H43V227L41 226ZM51 228H52V227H51ZM53 228H54V227H53ZM76 228H77V226H76ZM78 228H79V227H78ZM82 228H83V227H82ZM36 229H37V228H36ZM46 229H47V228H46ZM54 229H55V228H54ZM69 229H70V228H69ZM69 229H68V230H69ZM40 230H42V229H40ZM48 230H49V229H48ZM64 230H65V229H64ZM82 230H83V229H82ZM74 231H75V230H74ZM74 231H73V232H74ZM78 231H81V228H80V230L78 229ZM60 232H61V230H60ZM65 232H66V231H65ZM69 232H70V231H69ZM76 232H77V231H76ZM76 232H74V233H76ZM50 233H51V232H50ZM61 233H62V232H61ZM51 234H52V233H51ZM55 234H57V233H55ZM67 234H68V233H67ZM76 234H77V233H76ZM79 234H80V233H79ZM85 234H86V233H85ZM48 235H49V234H48ZM63 235H64V234H63ZM63 235H62V236H63ZM71 235H72V234H71ZM70 237H71V236H70ZM74 237H75V236H74ZM126 237H127V235H126ZM55 238H57V237H55ZM55 238H54V239H55ZM75 238H76V237H75ZM117 238H118V236H117ZM47 239H48V238H47ZM58 239H59V238H58ZM61 239H63V238H61ZM66 239H68V238H66ZM96 239H98V238H96ZM113 239H114V238H113ZM45 240H46V238H45ZM55 240H56V239H55ZM59 240H60V239H59ZM71 240H72V239H71ZM71 240H70V242H71ZM77 240H78V239H77ZM119 240L121 241V239H119ZM4 241H5V240H4ZM46 241H47V240H46ZM48 241H49V240H48ZM52 241H53V240H52ZM62 241L64 242V239H63ZM96 241H97V240H96ZM116 241H117V240H116ZM70 242H69V243H70ZM118 242H119V241H118ZM126 242H127V241H126ZM126 242H125V243H126ZM130 242H131V241H130ZM11 243L13 244V243H15V242L12 241ZM57 243H58V242H57ZM57 243H56V244H57ZM64 243H65V242H64ZM71 243H72V242H71ZM71 243H70V244H71ZM74 243H75V242H74ZM106 243H107V242H106ZM127 243H128V245H129V242H127ZM127 243H126V244H127ZM12 244H11V245H12ZM53 244H54V243H53ZM94 244H97V245H98L97 242H94ZM114 244H115V243H113V245H114ZM117 244H120V242L117 243ZM2 245H3V243L1 244V241H0V247H2ZM8 245H9V244H8ZM67 245H69V244H67ZM75 245H76V244H75ZM99 245H100V244H99ZM90 246H91V245H90ZM93 246H94V245H93ZM121 246H122V245H121ZM65 247H67V246H65ZM122 247H123V246H122ZM3 248H4V246H3ZM3 248L1 249L2 251H3ZM6 248H7V247H6ZM61 248H62V247H61ZM61 248L59 247V249H61ZM97 248H98V246H97L95 249H97ZM9 249H10V248H9ZM9 249H8V250H9ZM11 249H12V248H11ZM63 249H64V248H63ZM68 249H69V248H68ZM98 249H99V248H98ZM106 249H107V248H106ZM117 249H118V248H117ZM117 249H116V251H117ZM1 250H0V251H1ZM5 250H6V249H5ZM12 250H13V249H12ZM49 250H50V249H49ZM102 250H104V249H102ZM120 250H121V249H120ZM122 250H123V249H122ZM2 251H1V252H2ZM9 251H10V250H9ZM59 251H61V250H59ZM59 251H58V252H59ZM62 251H63V250H62ZM67 251H68V250H67ZM105 251H107V250H105ZM10 252H11V251H10ZM117 252L120 253V251H117ZM117 252H116V253H117ZM6 253H8V252H6ZM11 253H12V252H11ZM55 253H56V252H55ZM59 253H60V252H59ZM59 253H58V256H59ZM67 253H68V252H67ZM119 253H118V254H119ZM49 254H51V253L49 252ZM65 254H66V253H65ZM104 254H105V252H104ZM106 254H107V253H106ZM118 254H117V257H118ZM125 254H126V253H125ZM0 255H1V254H0ZM51 255H52V254H51ZM54 255H55V254H54ZM102 255H103V254H102ZM123 255H124V254H123ZM64 256H65V255H64ZM69 256H70V255H69ZM78 256H79V255H78ZM106 256H107V255H105V257H106ZM7 257L9 258V257H11V256L8 254ZM13 257L15 258V256H13ZM122 257H123V256H122ZM4 258H5V257H4ZM54 258H57V257H54ZM67 258H69V257H67ZM73 258H74V257H73ZM91 258H94V257L91 256ZM99 258H100V257H99ZM102 258H103V257H102ZM5 259H6V258H5ZM15 259H16V258H15ZM15 259H11V260L14 261ZM69 259H70V258H69ZM75 259H76V257H75ZM105 259L107 260V257H106ZM115 259H116V258H115ZM2 260H3V259H2ZM61 260H62V259H61ZM70 260H71V259H70ZM70 260H69V262H70ZM116 260H119V259L117 258ZM6 261H7V260H6ZM112 261H113V260H112ZM127 261H128V260H127ZM0 262H2V261H0ZM19 262H20V261H19ZM19 262H18V264H19ZM52 262L54 263V261H52ZM64 262H65V261H64ZM89 262H90V260H89ZM110 262H111V261H110ZM113 262H114V261H113ZM12 263H13V262H12ZM12 263H11V264H12ZM14 263H15V262H14ZM59 263H60V262H59ZM62 263H63V262H62ZM62 263H60V264H62ZM65 263H66V262H65ZM92 263H93V262H92ZM111 263H112V262H111ZM0 264H2V263H0ZM6 264H7V262H6ZM66 264H67V263H66ZM70 264H72V262H70ZM125 264H126V263H125Z\"/></svg>",
  "mask_w": 264,
  "mask_h": 264
}]
</instances>
